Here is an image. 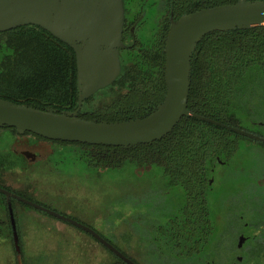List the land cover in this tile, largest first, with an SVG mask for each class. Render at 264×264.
I'll list each match as a JSON object with an SVG mask.
<instances>
[{"label": "trees", "instance_id": "obj_1", "mask_svg": "<svg viewBox=\"0 0 264 264\" xmlns=\"http://www.w3.org/2000/svg\"><path fill=\"white\" fill-rule=\"evenodd\" d=\"M176 1L177 5L181 3L184 9L178 12L176 20L182 15L200 9L237 2V0ZM135 9H138V5ZM139 22L138 36L143 40L139 39L136 48L120 50V76L110 86L97 91L83 102L78 113L80 118L97 122L142 119L154 112L163 102L166 94L164 82L166 31L159 28L153 13L145 12ZM191 66V85L187 103L190 112L264 138V26L249 30L215 32L205 36L197 46ZM106 98L111 101L108 105H103ZM0 99L42 111L52 110L57 114L76 111L77 65L73 49L34 25L1 32ZM2 132L9 133L12 141L6 147L0 146V187L2 178L7 174L27 171L29 173L37 165L41 167L37 173L41 174L42 170L49 167L51 174H59L61 178L63 173L57 164L46 166L51 158L61 157L60 164L66 158H73L91 171L89 179L94 182L90 185L95 189H104L100 184L101 172L123 171L129 164L133 166L134 171L144 169L141 173L145 177L148 176L143 187L145 190L141 193L146 194L150 191L167 195L160 199V205L161 202L168 204L173 201L171 195L176 192L179 195L176 201L180 204L177 214L171 215L168 205L162 204L160 210L163 212L154 216L161 232L160 240H156L155 244L160 249L162 257L166 259L171 258L174 245L188 247V241L191 244L192 240L200 236L202 225H206L207 222L201 215L202 207L205 209L206 206L208 218L211 219L210 211L211 207H214L215 199L209 200L207 196L199 203L190 197V192L193 191L194 194L200 187H204L205 191L209 190L206 179L212 177L211 171L217 167L221 172L217 175L215 185L218 183L224 186L236 185L229 177H232L233 169L244 168L242 158L235 159L237 154L242 155L241 143L245 147L250 144L261 148L257 154V151L247 146L249 158H253L254 153L259 158L255 159L254 165H248L245 171L242 170L243 181L255 184L257 177H254V170L264 172V144L192 117H183L174 130L161 141L128 149L50 141L31 133L18 135L15 129L8 127L0 128V133ZM16 146L27 148L28 154L33 158L40 156L46 158L45 162L38 163L27 159L21 155L22 153L15 151ZM219 162L223 164L220 167ZM190 201L194 202L192 206L188 204ZM0 203L4 208V211L0 208V215L6 214L7 232L10 234L9 237L6 235L2 239L9 241L15 251L7 204L2 194ZM11 203L16 221L17 205L37 212L15 199ZM147 205L141 204L139 215L135 214L138 221L142 211L151 208ZM196 210H199V213ZM118 217L120 219L122 214ZM174 217L176 219H173ZM16 227L18 228V225ZM92 227L106 241L129 257L117 242L100 231L105 228L104 225L99 230L95 226ZM211 227L210 220L209 231ZM5 229L2 233H5ZM94 242L98 243L96 240ZM102 249L112 256L113 264H125L106 248ZM130 259L138 264L135 259Z\"/></svg>", "mask_w": 264, "mask_h": 264}, {"label": "water", "instance_id": "obj_2", "mask_svg": "<svg viewBox=\"0 0 264 264\" xmlns=\"http://www.w3.org/2000/svg\"><path fill=\"white\" fill-rule=\"evenodd\" d=\"M123 0H0V33L27 25L38 26L71 47L76 56L78 107L74 112L54 113L0 99V128L18 135L67 143L128 149L150 145L168 136L183 117L226 129L264 144V138L190 112L191 61L200 41L215 32L249 30L264 26V1L237 0L235 4L200 9L171 20L165 39L164 82L166 94L154 112L142 119L97 122L78 116L83 102L110 86L121 74ZM22 154L33 160L27 152ZM6 197L17 264H23L11 200L74 226L97 240L125 264H135L90 227L34 202L10 194Z\"/></svg>", "mask_w": 264, "mask_h": 264}, {"label": "flooded vegetation", "instance_id": "obj_3", "mask_svg": "<svg viewBox=\"0 0 264 264\" xmlns=\"http://www.w3.org/2000/svg\"><path fill=\"white\" fill-rule=\"evenodd\" d=\"M184 1V0H181ZM138 5V9H135V6ZM179 5V6H178ZM177 5L176 0H123V8H124V21H123V44L126 46L125 49L136 48V44L139 42V27L140 24L139 19L146 13H153L156 17L157 24L159 28L163 31H166V35L170 26L171 20H176L177 14L180 11H183L181 3ZM166 39V37H165ZM122 49V50H125ZM121 55L119 54V57ZM121 58V57H120ZM22 146V145H21ZM26 148V147H25ZM19 151L20 154L22 152H27L28 149H24L23 147H17L15 151ZM27 150V151H26ZM23 155V154H21ZM24 156V155H23ZM46 159V158H45ZM44 157L33 158V161H37L38 163L45 162ZM219 167L222 166V162L218 163ZM48 166V165H46ZM234 167V166H233ZM212 177H207V183L209 190L204 189V187H200L196 192H190V197L195 199L196 202H202V200L208 199L214 200L217 197V201L213 204L214 207H211L210 215L211 219L208 218V211L202 207L201 215L204 216V219L207 220L206 225H202L201 234L198 238L192 240V243L188 241L187 246H177L174 245L172 248L174 249L171 252V258L166 259L162 257L160 253V249L155 244L156 240H160V231L159 223H157V219L154 218L155 215H160L163 211H161V205H168L170 209L171 215L177 214V209H180V204H178L176 192L172 193L171 198L173 201H170L168 204L161 202V196L157 195L158 193H153V197L150 196V202L146 203L147 197L143 195L141 197L142 205H149L151 208L147 211H142L141 218L139 220V230L137 236V244L134 247L137 253L136 257H132L126 251H124L130 258H133L137 261L138 264H264V186H224V185H215V180L217 179V175L220 169L217 167L212 171ZM28 172L19 173L21 176L25 175L27 179ZM59 174L57 175V180L59 179ZM1 188L7 190L10 194H15L21 198L28 200L27 198L39 202L43 205V207L53 210L57 213L54 206H58L61 204L59 195L56 194L59 190V182H55L54 185L56 192L53 193L52 189H48L43 193L42 198H46L48 201H41L40 198H37L31 194H35L34 189L30 188L29 184H25L24 181L21 180H9L6 177L2 178ZM52 188L53 184H50ZM30 190L31 193H30ZM52 190V191H51ZM1 194V193H0ZM3 195V194H2ZM167 195H163L165 198ZM5 197V196H4ZM154 197L159 199L158 203H155ZM163 198V199H164ZM162 199V198H161ZM202 199V200H201ZM13 200V199H12ZM11 200V201H12ZM5 201L7 204V200L5 197ZM17 201V200H16ZM22 203V202H20ZM1 204V203H0ZM24 204V203H22ZM188 204L191 206L194 204L193 201H190ZM41 205V206H42ZM147 205V206H148ZM12 206V203H11ZM18 209L16 211L17 221L15 220L16 226L19 224L21 219L27 218V213L34 211H29L25 207L21 205H17ZM63 210L67 207V205H61ZM200 207V206H198ZM0 208H4L0 205ZM199 209V208H198ZM8 210V205H7ZM36 210V209H35ZM36 214L40 215L43 213L41 211L36 210ZM199 213V210H196ZM45 220H54L56 218L49 216L43 213ZM64 216L71 217L73 220L93 228L92 223L85 221L81 215L80 217L73 216V214H68L65 210L64 213H60ZM9 215V212H8ZM206 216V217H205ZM14 217V213H13ZM173 219H176L175 217ZM58 220V219H56ZM211 220V230H208V221ZM9 224L10 216H9ZM49 221V222H50ZM60 221V220H58ZM62 222V221H60ZM64 223V222H62ZM7 219L6 214L0 215V239L3 236H10L7 232ZM69 225V224H68ZM71 226V225H70ZM6 228V229H5ZM73 231L78 236L83 235L86 239L93 242L95 246L102 249V244L94 242L95 239L87 234L86 232L72 226ZM3 229H5V233H2ZM95 231V229H93ZM12 231V229H11ZM96 232V231H95ZM215 232V233H214ZM210 233V234H209ZM212 233V234H211ZM18 238H20L21 234L17 230ZM181 235V232L180 234ZM11 237H13L11 232ZM102 237V236H101ZM190 240V239H189ZM179 248V250H178ZM183 250H182V249ZM187 249V250H186ZM80 250V249H79ZM102 251H104L102 249ZM108 256H110L106 251H104ZM81 253V252H79ZM20 255L23 262L22 252L20 249ZM127 257V256H126ZM128 257V258H129ZM111 260L113 259L110 256ZM16 260V254H15ZM133 261V260H132ZM134 262V261H133ZM17 263V260H16ZM24 264V262H23Z\"/></svg>", "mask_w": 264, "mask_h": 264}, {"label": "rangeland", "instance_id": "obj_4", "mask_svg": "<svg viewBox=\"0 0 264 264\" xmlns=\"http://www.w3.org/2000/svg\"><path fill=\"white\" fill-rule=\"evenodd\" d=\"M138 37L143 40L140 36ZM110 101L111 99L106 98L103 105H108ZM10 136L6 132L0 133V146H8L12 141ZM20 141L22 142V140ZM23 141L26 142V140ZM247 146L257 151V154L260 153V147L257 148V146L250 144ZM247 146L245 147L241 143L240 152L243 156L239 154L235 156V159L242 158L244 162L242 163L244 164L242 170L244 171L248 165H254L255 159L259 158L255 153L253 158H249ZM61 160V157L59 159L53 157L48 163V166L57 164L60 167L63 174L58 180L57 174H51L49 167L46 170H42L43 173H37L41 170L38 165L34 169L30 168L31 171L26 174L27 179L24 174L21 176L19 173L7 174L6 178L9 180H21L25 184H29L30 188L35 191V194L31 195L40 198L43 202L48 201L46 198H42L43 193L50 189L53 190L55 187L54 183L58 181L59 184L61 183L59 191L56 192L54 189L53 193L56 192L59 195L61 204L59 205L60 207L54 206L53 209L60 213H64L65 210L68 214H73L74 217H80L81 215L85 221L92 223L98 230L104 225L105 228L100 229V231L117 242L122 250L132 257H136L135 248L137 247L134 246H136L138 241L139 221L136 219L135 214L139 215L143 193L141 191L145 190L143 187L148 179V176L145 177L141 173L144 169L134 171L133 166L127 164L123 171L101 172L100 184L103 185L104 189H95L90 185L91 182H94L89 179L92 172L85 168L82 163L74 161L73 158H66L60 164ZM234 168H237V166ZM242 170H239V167L233 169L232 177H229L235 182L236 186L242 187L244 184L247 187L264 186V172L254 170V177H257L254 184L243 181ZM145 175H147L146 172ZM49 183L53 184L52 188ZM148 189L147 191L150 190ZM143 195L147 197V202H150V196H154L150 191L146 194L143 193ZM157 195L164 198L160 193ZM119 197L121 198L120 200L118 199ZM154 199L156 200L155 203L159 202L158 198L154 197ZM217 199L215 197L214 203H216ZM61 205H67V207L63 210ZM27 214V218L23 217L19 221L18 228L16 227V230L21 234L18 240L24 264H113V259L111 260L110 256L83 235L78 236L75 234L72 226L56 219L47 221L43 215H38L35 212ZM119 214H122L120 219L118 217ZM120 222L122 223L119 224ZM0 264H17L14 248L9 241H4L2 238L0 239Z\"/></svg>", "mask_w": 264, "mask_h": 264}]
</instances>
